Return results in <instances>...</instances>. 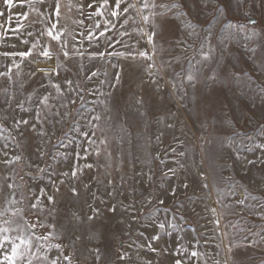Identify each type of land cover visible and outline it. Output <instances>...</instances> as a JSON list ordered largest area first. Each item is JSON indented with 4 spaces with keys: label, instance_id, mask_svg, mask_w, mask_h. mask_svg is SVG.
<instances>
[{
    "label": "rangeland",
    "instance_id": "obj_1",
    "mask_svg": "<svg viewBox=\"0 0 264 264\" xmlns=\"http://www.w3.org/2000/svg\"><path fill=\"white\" fill-rule=\"evenodd\" d=\"M172 3L0 0V264H264V0Z\"/></svg>",
    "mask_w": 264,
    "mask_h": 264
},
{
    "label": "snow or ice",
    "instance_id": "obj_2",
    "mask_svg": "<svg viewBox=\"0 0 264 264\" xmlns=\"http://www.w3.org/2000/svg\"><path fill=\"white\" fill-rule=\"evenodd\" d=\"M9 2V0H5V3H8ZM107 3H108V0H101V4H100V6L99 7H96V5H89V7L90 8H92V7H95L96 8V11H95V13L94 14H101V9L104 7V6H106L107 5ZM120 3H121V0H116V9L117 10H113L112 12H111V15H113V16H117L118 15V9H119V7H120ZM129 7H134V5H129ZM144 7L145 8H147V7H149V5L148 4H144ZM153 7H155V6H153ZM161 7H165L164 5H161ZM171 7L172 8H176V7H180V8H182L183 7V4H179L178 3V0H173V3H172V5H171ZM127 11H128V8H125L124 9V12L125 13H127ZM185 15H186V13H185ZM142 19L145 21V22H147L148 21V19H149V17H142ZM98 27H99V25H98ZM105 29L107 30V27L105 26ZM105 33H101V35H104ZM157 35V33L155 32V31H153V32H151L149 35H148V42H149V44L150 45H153V47H155V44H154V37ZM122 55H125V56H131L133 59H135V56L133 55V53L131 52V53H125V54H122ZM139 56L140 57H142V58H145V59H151V57H148L147 56V53L146 52H144V51H140L139 52ZM150 66L151 67H155V65H154V63L153 64H150ZM93 75H95V72L93 73ZM116 79L117 80H119L120 79V73L118 72L117 74H116ZM188 79H192V77L191 76H189L188 77ZM153 82H155V81H153ZM70 83V82H69ZM169 127H171V125H169ZM181 167H183L182 165H181ZM169 172H171L173 175L175 174V170L174 169H170L169 170ZM184 187L185 188H187V184H185L184 185ZM204 187H207V185H204ZM175 192V189H173V193ZM73 193L74 194H76V190L75 189H73ZM53 198H51V197H49V200L51 201ZM161 203H163V201H161ZM112 211H115V209L113 208V209H111ZM211 211L213 212V213H215V211H216V209H211ZM216 223H219V221L217 220V221H215ZM159 227L160 228H163L164 226L161 224V225H159ZM153 239L154 240H157L158 239V237L157 236H154L153 237ZM195 254V253H194ZM125 257H121V259H124ZM9 264H12V260L11 259H9ZM177 264H181V262H177Z\"/></svg>",
    "mask_w": 264,
    "mask_h": 264
},
{
    "label": "bare ground",
    "instance_id": "obj_3",
    "mask_svg": "<svg viewBox=\"0 0 264 264\" xmlns=\"http://www.w3.org/2000/svg\"><path fill=\"white\" fill-rule=\"evenodd\" d=\"M37 68L41 72H51L55 66L54 60L51 57H45L43 60L37 61Z\"/></svg>",
    "mask_w": 264,
    "mask_h": 264
},
{
    "label": "water",
    "instance_id": "obj_4",
    "mask_svg": "<svg viewBox=\"0 0 264 264\" xmlns=\"http://www.w3.org/2000/svg\"><path fill=\"white\" fill-rule=\"evenodd\" d=\"M246 18L248 20V22H247L248 25H250V26L256 25V23H257L256 18H254L253 16H250V15H247Z\"/></svg>",
    "mask_w": 264,
    "mask_h": 264
}]
</instances>
